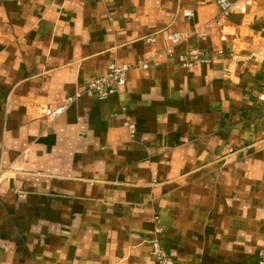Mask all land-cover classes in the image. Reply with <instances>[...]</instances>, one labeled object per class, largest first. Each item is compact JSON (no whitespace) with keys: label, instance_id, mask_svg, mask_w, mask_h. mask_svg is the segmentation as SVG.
I'll list each match as a JSON object with an SVG mask.
<instances>
[{"label":"crops","instance_id":"obj_1","mask_svg":"<svg viewBox=\"0 0 264 264\" xmlns=\"http://www.w3.org/2000/svg\"><path fill=\"white\" fill-rule=\"evenodd\" d=\"M216 1L0 0V170L18 168L0 264H158L154 239L174 264H258L264 0L224 26ZM166 31L187 38L170 49ZM192 49L209 61L183 68ZM140 61L115 97L41 114Z\"/></svg>","mask_w":264,"mask_h":264},{"label":"built area","instance_id":"obj_2","mask_svg":"<svg viewBox=\"0 0 264 264\" xmlns=\"http://www.w3.org/2000/svg\"><path fill=\"white\" fill-rule=\"evenodd\" d=\"M252 2L253 0H217L216 4L219 8L220 15L216 23L220 26H224L232 13L249 6ZM184 16L189 17L191 16V13L186 11L184 12ZM193 34L199 39L205 38V35L201 30L195 31ZM164 36L170 49L176 47L187 38L185 33L168 31L164 33ZM146 41L148 43H153L154 38L150 37ZM179 61L183 68H192L195 65L207 63L209 59L204 57L200 51L192 49L180 56ZM149 67V61H140L135 65L118 66L111 64L107 67L105 76L94 79L85 86L81 93L66 98L60 106H57L53 109L49 107H41V114L53 121L62 116L65 113L67 107L71 105L77 98H79V96H86L99 101H105L115 97L119 89L125 85L126 75L130 70H147ZM259 99L264 102V96H260ZM125 127L130 138H133L135 135V127L128 118H126ZM5 174L6 170H0V180L5 176ZM151 248L158 264H174L156 239L152 241ZM258 264H264V244L258 253Z\"/></svg>","mask_w":264,"mask_h":264},{"label":"rangeland","instance_id":"obj_3","mask_svg":"<svg viewBox=\"0 0 264 264\" xmlns=\"http://www.w3.org/2000/svg\"><path fill=\"white\" fill-rule=\"evenodd\" d=\"M26 157H27L26 153H23L21 155V159H22L23 163L24 162L26 163ZM5 170H6V174L4 176V178H5L4 180L11 179L10 177H13L14 174H17L16 172L18 171V168L16 166H10V167L6 168Z\"/></svg>","mask_w":264,"mask_h":264}]
</instances>
